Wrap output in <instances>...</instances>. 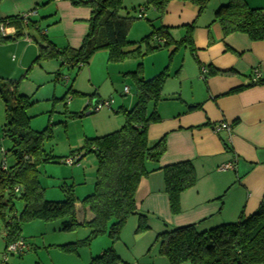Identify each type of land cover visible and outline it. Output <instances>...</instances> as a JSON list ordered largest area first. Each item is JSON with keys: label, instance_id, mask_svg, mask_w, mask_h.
<instances>
[{"label": "crops", "instance_id": "crops-1", "mask_svg": "<svg viewBox=\"0 0 264 264\" xmlns=\"http://www.w3.org/2000/svg\"><path fill=\"white\" fill-rule=\"evenodd\" d=\"M48 1L0 0V21L36 11L31 18L35 26L25 31L26 36L8 45V48L16 49L21 42L24 44L17 64L19 70H26L36 63L44 39L59 49L70 47L78 50L89 31L90 8L75 6L69 0ZM228 1L211 0L201 12L199 7L189 2L174 0L162 17L153 8L145 9L144 19L150 25H137L131 31L133 28L142 30V35L146 37L154 29L164 28L178 42L191 30L195 53L183 47L191 54L187 57L185 52L181 53V47L173 55L169 66L168 53L163 52L143 60L130 59L129 63L119 64L114 69H118L117 73L121 75L123 71L133 72L142 63V78L145 80L158 76L166 68L170 75L163 89V100L156 106L162 122L151 125L148 131L151 144L165 138L166 152L158 163H147L150 174L142 179L136 194L138 213L147 217L150 229L137 233L138 216H132L117 242H121L122 249L126 247L129 252L132 249L137 264H168L166 258L159 254V249L155 256L150 253L159 233L189 225H196L199 232H204L236 223L242 215L255 213L264 198V85H251L256 68L264 80V41L253 42L245 34L224 36L220 24L215 22V13ZM247 2L251 8L264 10V0ZM126 4L143 9L144 2L130 0ZM8 29L12 30L10 37H15L17 29ZM136 48L129 47L126 51ZM175 49V45L168 49L169 57ZM98 56L103 63L105 60L109 63L107 51L98 52L91 61L94 62ZM202 69L207 70L206 74L202 75ZM212 70L233 73L211 75ZM50 71L56 81L63 76L60 65H54ZM56 73H60L59 77ZM82 76H87L93 87L90 98L104 100L102 86L93 80L91 69L88 68ZM67 81L70 88L79 94L71 95L72 99L87 95L88 91L83 90L75 78L69 76ZM125 82L128 83V79ZM128 88L131 94L134 90ZM112 91L111 88L106 94L113 101L111 108L106 110L110 120L100 132L97 131L96 137L107 135L103 134L106 131L120 129V122L112 120L111 115L114 113L122 117L118 114L119 110H130L135 105L134 96L119 98L115 94L118 91ZM129 94L123 91V96ZM65 102L63 108L66 112L68 103ZM114 105L118 106L115 111ZM152 108L150 106V110ZM68 114L71 118L77 115L74 112ZM222 122L232 126L231 135L227 131H214L216 125ZM182 162L192 163L197 183L182 193L181 212L173 215L165 192L163 169ZM229 164L233 165L232 169H222ZM75 210L79 225L93 221L94 214L81 203L76 204Z\"/></svg>", "mask_w": 264, "mask_h": 264}, {"label": "trees", "instance_id": "trees-1", "mask_svg": "<svg viewBox=\"0 0 264 264\" xmlns=\"http://www.w3.org/2000/svg\"><path fill=\"white\" fill-rule=\"evenodd\" d=\"M54 1L49 0L48 3ZM69 1L75 6H84L92 11L89 31L80 49H59L54 43L44 39L45 43L41 44L36 62L56 60L62 67L81 71L101 51L108 52L109 63L143 60L145 56L168 50L173 45L176 49L171 53L170 59L181 47L195 53L191 30L178 42L164 28L154 29L140 42H131L129 34L134 21L142 19L139 17L142 8L138 7V17L131 16L129 12L123 14L126 11V0ZM172 1L174 0H143V9L153 8L162 17ZM177 1L189 2L203 12L211 0ZM215 22L220 24L224 36L245 34L253 42L264 41V10L251 8L247 0H229L227 5L215 13ZM1 24H5L6 28H16L17 32L15 37L6 38L0 33V45L23 38L26 36L25 31L35 26L31 18L28 25H25L20 16L1 20ZM134 46L137 48L126 51ZM227 73L233 72L210 71L211 75ZM129 74L136 84V102L132 109L118 111L124 118L123 126L101 137L86 138L83 149L71 152L70 157H80L78 163L88 154H94L97 161L93 192L81 200L75 196L73 186L64 188L65 199L60 202L45 199L44 189L38 179V165L68 157L58 158L45 154L42 145L49 137V130H31L32 118L27 112L34 103L29 96L19 94V83L8 81L4 88H0L6 115L2 135L11 144L7 154L14 158V163L8 165L7 170H3L0 163V220L6 250L22 239L24 223L65 220L61 230H75L80 226L76 219L77 203L89 208L94 219L84 224L90 229L89 235L70 246L75 249L86 246L101 236H107L112 244L92 258L90 264L122 262L114 245L120 241L122 231L132 216H138L137 233L150 229L147 217L138 213L136 194L142 179L150 174L147 163H158L166 152L165 138L151 144L148 131L151 125L162 122L156 106L163 100V89L170 75L166 68L158 76L145 80L142 78V63L136 71ZM251 85H264V80ZM71 95L79 94L70 88L63 100ZM150 106L153 107L151 110ZM82 150L85 154L81 153ZM163 175L171 213L177 215L181 212L182 193L197 183L196 171L191 162H182L165 167ZM155 244L168 264H264V198L255 213L242 215L236 223L204 232H199L196 225L173 228L159 233Z\"/></svg>", "mask_w": 264, "mask_h": 264}, {"label": "rangeland", "instance_id": "rangeland-1", "mask_svg": "<svg viewBox=\"0 0 264 264\" xmlns=\"http://www.w3.org/2000/svg\"><path fill=\"white\" fill-rule=\"evenodd\" d=\"M127 1L130 0L125 1L126 11L122 13L129 12L131 16L138 17L139 8L137 5L126 4ZM137 25H145L147 27L150 23L147 19H139L134 21L132 27L136 28ZM144 37L142 30L133 28L130 32L129 40L131 42H140ZM14 43L16 41L0 45V88H4V85L8 81L18 82L19 94H24L31 98L34 105L27 112L29 117L32 118L30 123L31 130L33 132H42L45 129L49 130V137L44 140L42 145L46 155L50 154L58 158L70 157L71 152H79L83 149L86 137H96L97 131L99 130L100 132L101 128L107 123V120H110L106 115V110L109 108H105L97 113H93L91 110L92 103L98 99L90 98L93 87L88 77L82 76L84 72L88 71V68L91 69L94 75L93 80L102 86V95L105 96L104 100L108 99V95L106 94H108L111 88L113 91H118L115 94L119 98L130 99L132 96L136 98V84L130 74L127 71H123L120 75L117 73V68V71L114 70L117 65L129 63L130 60L122 63H108L105 60L103 63L102 60H99L98 56L94 62L91 61V65L83 67L81 71L67 66L62 67L61 63L56 60H40L34 65H29L26 70H19L17 64L20 60L24 44L21 42L20 46L16 49L8 48V45ZM163 52L168 53L167 66H169L173 57L170 59L169 52L166 49L149 54L144 58ZM184 52L187 57L191 55L188 50L183 48L181 53ZM54 65H58V67L60 65L62 70L61 74L63 76L59 81H56L55 76L49 73ZM137 68L138 66H136L134 71ZM111 69L113 70L111 71ZM109 72H111L110 77ZM69 76L72 79L75 78L83 90L88 91L84 98L76 97L72 99V96H68L66 102L63 100L70 89V84L67 81ZM126 79H128V83L125 82ZM125 86L133 88L134 91L129 95L123 96ZM74 90L77 89L74 88ZM64 102L68 103V111L66 112L63 108ZM85 106H87V109H85ZM113 108L115 111L118 106L114 105ZM69 112L77 113V115L71 118L68 114ZM89 113L90 115H88ZM111 116L112 120L120 122L121 128L124 123L123 116H117L114 113ZM5 122V105L0 95V163L3 158L1 153L2 148L8 151L11 146L10 142L2 137V127ZM116 130H113V132ZM111 132L106 131L103 134ZM81 153L85 154V151L82 150ZM59 161L41 163L37 168L38 179L41 187L44 189V196L47 201L60 202L64 200V188L72 186L75 196L79 199H83L93 192L97 170V161L94 154L85 155L83 160L74 166L66 165L62 160ZM13 163V156L8 154L7 164L11 165ZM64 222L65 220L53 222L36 220L24 223L21 236L27 245V249L21 255H13L6 254L5 241L3 239V224L0 220V264H90L92 258L98 256L103 250L112 245L107 236H101L89 245L75 249L70 244L84 240L89 235L90 229L84 225H80L73 231H62ZM120 243L114 245L122 258L120 264H137V261L133 259L132 249L130 252L126 247L122 249L120 248ZM106 244L108 245L104 247ZM158 249V245L154 243L150 249V253L155 256Z\"/></svg>", "mask_w": 264, "mask_h": 264}, {"label": "built area", "instance_id": "built-area-1", "mask_svg": "<svg viewBox=\"0 0 264 264\" xmlns=\"http://www.w3.org/2000/svg\"><path fill=\"white\" fill-rule=\"evenodd\" d=\"M36 15V11H31L28 13H25L23 15H20L21 19L23 20L25 25H28V22L30 20V18H32L33 16ZM139 17L144 19L146 18V15L144 14V9H141L140 13H139ZM0 33L3 37H10L12 34V30L6 28L5 24H1L0 25ZM26 39H28V37H25ZM207 70L206 69H202V75L206 74ZM261 80V73L260 70L258 68L255 69L254 71V77L252 79V83H257L258 81ZM124 92L126 94H129L130 90L128 87H126L124 89ZM113 101L111 99L108 100H97L95 102L92 103V112L93 113H97L105 108H111ZM90 105V104H89ZM88 105V107H89ZM232 126L226 122H222L218 125H216V127L214 128V131L216 133H219L221 131H227L230 135L232 133ZM2 153V162H1V166L3 170H7L8 169V164H7V151L4 150V148H2L1 150ZM80 157H68L62 160L63 163H65L66 165H71L74 166L76 164H79ZM233 165H226L223 166L222 169H232ZM27 249V245L25 243L24 240H19L14 244H11L10 246H8L7 250H6V254H13V255H21L24 253V251Z\"/></svg>", "mask_w": 264, "mask_h": 264}]
</instances>
